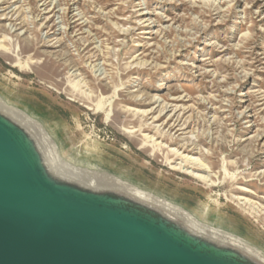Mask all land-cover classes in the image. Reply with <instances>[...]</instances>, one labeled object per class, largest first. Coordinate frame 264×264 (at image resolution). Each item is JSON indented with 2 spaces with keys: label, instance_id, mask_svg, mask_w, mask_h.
I'll use <instances>...</instances> for the list:
<instances>
[{
  "label": "rangeland",
  "instance_id": "obj_1",
  "mask_svg": "<svg viewBox=\"0 0 264 264\" xmlns=\"http://www.w3.org/2000/svg\"><path fill=\"white\" fill-rule=\"evenodd\" d=\"M0 40V111L45 128L50 172H107L264 264V0H0Z\"/></svg>",
  "mask_w": 264,
  "mask_h": 264
},
{
  "label": "water",
  "instance_id": "obj_2",
  "mask_svg": "<svg viewBox=\"0 0 264 264\" xmlns=\"http://www.w3.org/2000/svg\"><path fill=\"white\" fill-rule=\"evenodd\" d=\"M0 264H255L110 189L55 176L0 111Z\"/></svg>",
  "mask_w": 264,
  "mask_h": 264
},
{
  "label": "bare ground",
  "instance_id": "obj_3",
  "mask_svg": "<svg viewBox=\"0 0 264 264\" xmlns=\"http://www.w3.org/2000/svg\"><path fill=\"white\" fill-rule=\"evenodd\" d=\"M44 5H45L44 9H47L46 2L43 3V6ZM6 27L10 31H12L15 28V26L12 23ZM2 42H3V40H0V46L3 47V45H1ZM0 104H1V102H0ZM1 108H2V111L5 112L7 115H9V116L14 115V116L20 118L21 120H23L24 123L23 122H21V123L26 127V129H28V131L30 130L28 127L33 129L35 136L37 137L38 140H40V142H42V144L47 145L50 149L51 148L53 150L55 149L54 145L50 141H48L49 137H50L49 133L45 130V128L36 119L29 116L27 113L23 112L27 116V117H25L21 113L22 111L11 109L10 107H8L6 105L5 106L3 105ZM150 112H153V111L151 110ZM145 113H147V112L145 111ZM175 114H174V116H175ZM154 118L156 119L157 117H154ZM172 119H173V117H171L170 120H172ZM176 127L177 126H176V121H175L172 124V128H176ZM34 134H32V135H34ZM187 158L192 163L200 166L198 169V172L197 171L192 172L193 176H195L196 178H198L200 180L210 182L211 179H209L210 176H209V174H207L208 171L206 170L207 166L201 162V159L198 157L194 158L192 156H187ZM68 164L67 163L63 164V166L65 168H68V171L71 172V176L74 177L75 179L83 180V183L86 182L88 187L94 188L96 190H99V188H108L110 190L117 191L121 194L124 193L129 198H131L137 202H140L142 204L144 203V204L150 206L151 208L161 212L165 216H167L171 219H174L175 221L179 222L182 226H184L185 228H188L189 230H191L192 232H194L198 235L210 238L211 240L219 241L221 243H225L228 246H232L236 249H239L243 253L252 254L253 250H251L244 242H242V240L240 238H237V237L231 238V237L223 236L222 234H220L214 230V229H218V228L210 227L208 225L200 223L186 209H184L180 205H177L173 202H170L164 198L156 196V195H154L150 192H147L143 189H140L138 187L130 186L127 183L121 181L117 177H115V176H113L107 172H102V171H98V170H94V169H87V168L86 169L77 168V167H73V166L71 168ZM203 166H204V168H203ZM194 167H196V166H194ZM95 178H97L98 181H95ZM240 200L244 201L242 204H247L249 206L250 205L252 206V204H253L251 202V200L248 198H242L241 197ZM218 230H220V229H218Z\"/></svg>",
  "mask_w": 264,
  "mask_h": 264
}]
</instances>
